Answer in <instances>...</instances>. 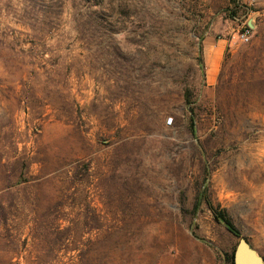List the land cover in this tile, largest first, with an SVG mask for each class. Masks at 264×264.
Wrapping results in <instances>:
<instances>
[{"label":"rangeland","instance_id":"1","mask_svg":"<svg viewBox=\"0 0 264 264\" xmlns=\"http://www.w3.org/2000/svg\"><path fill=\"white\" fill-rule=\"evenodd\" d=\"M239 1L0 0V264H226L201 190L264 256V0Z\"/></svg>","mask_w":264,"mask_h":264},{"label":"trees","instance_id":"2","mask_svg":"<svg viewBox=\"0 0 264 264\" xmlns=\"http://www.w3.org/2000/svg\"><path fill=\"white\" fill-rule=\"evenodd\" d=\"M237 4L240 2L239 0H235ZM236 12L235 10L232 13V16H235ZM201 44H200V51H201ZM199 63L203 64V57L199 56ZM191 92L189 90H184V99L185 102L188 105V109L190 111V114L193 113L192 103L193 101L190 98ZM190 127L191 130H194L193 128V122L190 121ZM194 204L196 207L201 205V203H205V205L212 211L213 216L218 221L222 222L226 228L231 231L234 235L239 236L241 235L239 228L237 225L232 221L231 217L229 216L228 212L226 211L225 207L220 206L219 204H215L208 196L205 190H201L197 193L195 197ZM196 234V233H195ZM197 235V234H196ZM233 249L226 255L225 257V263L226 264H233Z\"/></svg>","mask_w":264,"mask_h":264},{"label":"water","instance_id":"3","mask_svg":"<svg viewBox=\"0 0 264 264\" xmlns=\"http://www.w3.org/2000/svg\"><path fill=\"white\" fill-rule=\"evenodd\" d=\"M249 23L253 24L251 18ZM233 264H264V256L241 234L233 249Z\"/></svg>","mask_w":264,"mask_h":264},{"label":"built area","instance_id":"4","mask_svg":"<svg viewBox=\"0 0 264 264\" xmlns=\"http://www.w3.org/2000/svg\"><path fill=\"white\" fill-rule=\"evenodd\" d=\"M250 30H251V27L248 24L241 26V28L237 30L240 39L243 41H247L250 36ZM171 121H172V116H168L165 120L166 124H170Z\"/></svg>","mask_w":264,"mask_h":264},{"label":"crops","instance_id":"5","mask_svg":"<svg viewBox=\"0 0 264 264\" xmlns=\"http://www.w3.org/2000/svg\"><path fill=\"white\" fill-rule=\"evenodd\" d=\"M215 67H216V62L215 60L212 62V64L210 65L209 69L211 70V72L213 73V71H215Z\"/></svg>","mask_w":264,"mask_h":264}]
</instances>
